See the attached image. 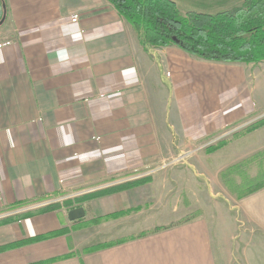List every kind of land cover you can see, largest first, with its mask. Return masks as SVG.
Returning a JSON list of instances; mask_svg holds the SVG:
<instances>
[{
	"label": "crops",
	"instance_id": "1",
	"mask_svg": "<svg viewBox=\"0 0 264 264\" xmlns=\"http://www.w3.org/2000/svg\"><path fill=\"white\" fill-rule=\"evenodd\" d=\"M175 1L183 11L216 13L244 0ZM5 4L0 42L11 43L0 49V219L28 208V202L60 201L102 185L150 178L143 187L84 203L91 218L132 210L142 202L143 190H158L164 183L159 169L169 167L166 161L177 153L264 115V61H213L178 46H145L109 0ZM262 131L264 127L252 135ZM192 168L187 167L190 174ZM81 187L87 189L74 191ZM193 194L189 192L191 198ZM233 200L215 196L206 212L227 216L236 233L232 239L241 235L240 240H247L250 231L264 234V189ZM155 211L147 212L150 218L161 213ZM64 212L57 206L4 220L0 247L71 229ZM205 219L47 264H195L193 254L197 263L209 264L211 234ZM71 235L75 233L0 252V264L67 256L79 249Z\"/></svg>",
	"mask_w": 264,
	"mask_h": 264
},
{
	"label": "rangeland",
	"instance_id": "2",
	"mask_svg": "<svg viewBox=\"0 0 264 264\" xmlns=\"http://www.w3.org/2000/svg\"><path fill=\"white\" fill-rule=\"evenodd\" d=\"M181 11L183 13L186 12L182 9ZM263 118L264 115L256 120L231 126L215 136L193 144L190 149L188 148L189 152L177 153L176 158L166 161V163H169V167L166 168L161 165L159 169V176L165 180L164 183H160L158 190L156 187H147L148 189L143 190V194L140 195L142 202L133 207V212L132 210H121L119 211L120 214L115 218H107L108 214L91 218V215L89 216L86 212L83 218L77 220H71L68 215L69 210L84 207V203L90 199L99 197L97 194L110 188L114 189L130 183L134 185L123 188L122 190L120 189L119 191H113L109 194L131 190L148 184L151 182L150 178L125 182L106 188L102 185L100 187L103 188L92 193H85L82 196L74 195L79 194L74 193L67 199L60 201L28 202L30 203L28 208H23L19 212H11L12 214L10 213V216L0 219V221L8 218L14 220L20 219L40 212L50 205L61 206V208L67 211L64 212L67 222L72 223L71 229L67 227L63 230L65 234L74 232L75 235L71 236H74L79 243V249L72 252L82 255L85 248L97 244L117 242L141 234H146L142 238H147L179 225L195 222L205 215L207 232L211 234L210 253L208 255L209 264H264V257L261 256L264 252L263 233L255 231L252 234V231H250L249 233L245 232L248 235L247 240H240L241 235L236 236V239H232L236 233L231 231V224L229 223L230 221H227V216L223 212H206V208L208 207L210 209V206L214 204L215 196L230 203H234L233 199L240 200L227 189L221 180L220 174L231 165L264 149V131L252 135L264 126L246 133L248 127ZM221 142H226V144L213 152H208L210 147H216ZM227 145H230V147L226 148ZM188 166L193 167L194 173L191 172L190 174V171L187 169ZM254 171L255 169L253 168L252 172L254 173ZM167 177H170L172 183H167ZM82 189H87V187H81L74 191H80ZM193 191L197 194H193L191 198L189 192ZM202 201L204 202L203 204ZM20 206L18 205L15 208ZM151 208L156 209L157 212H161L159 216L150 218L152 213L147 212H150ZM141 211L145 212L143 217H140L142 216L139 214ZM168 212L172 213L168 214ZM166 214L170 216H165ZM128 216L131 217L124 220ZM236 218L238 219V217ZM119 220H121L120 223ZM166 222L170 224H165ZM124 225L130 228L127 229ZM165 226L172 227L167 230L155 232L157 228ZM131 230L133 231L131 232ZM192 258L195 264L199 260L196 254H193ZM97 264H103L102 260L97 261ZM197 264H203V262L200 261Z\"/></svg>",
	"mask_w": 264,
	"mask_h": 264
},
{
	"label": "trees",
	"instance_id": "3",
	"mask_svg": "<svg viewBox=\"0 0 264 264\" xmlns=\"http://www.w3.org/2000/svg\"><path fill=\"white\" fill-rule=\"evenodd\" d=\"M109 1L133 25L141 43L145 46H178L191 55L213 61L247 64L264 61V0H244L240 6L216 13L198 10L183 13L175 0ZM4 4L5 0H0V20L4 13ZM263 126L264 118L248 127L246 133ZM225 144L226 142H221L216 147H210L208 152H213ZM220 177L227 189L238 199L264 189V149L231 165L220 174ZM132 185L134 184L128 183L114 189L110 188L97 196L119 191ZM55 208L57 206L50 205L41 211L45 212ZM119 214V212L108 214L107 218H115ZM172 226L157 228L155 232L167 230ZM62 234H65L64 230L18 241L1 246L0 252ZM145 235L97 244L85 248L82 255L71 252L67 256L34 264H47L68 256L82 258L84 254L96 253L130 240L140 239Z\"/></svg>",
	"mask_w": 264,
	"mask_h": 264
},
{
	"label": "water",
	"instance_id": "4",
	"mask_svg": "<svg viewBox=\"0 0 264 264\" xmlns=\"http://www.w3.org/2000/svg\"><path fill=\"white\" fill-rule=\"evenodd\" d=\"M6 18H7V7L6 4H4V13L2 19L0 20V26H2L5 23ZM68 215L71 220H77L83 218L86 215V211L84 207H77L69 210Z\"/></svg>",
	"mask_w": 264,
	"mask_h": 264
},
{
	"label": "built area",
	"instance_id": "5",
	"mask_svg": "<svg viewBox=\"0 0 264 264\" xmlns=\"http://www.w3.org/2000/svg\"><path fill=\"white\" fill-rule=\"evenodd\" d=\"M79 19L78 15H75L73 16V21H77ZM11 42L8 40V41H4V42H0V49L9 45ZM99 139V138H97Z\"/></svg>",
	"mask_w": 264,
	"mask_h": 264
}]
</instances>
